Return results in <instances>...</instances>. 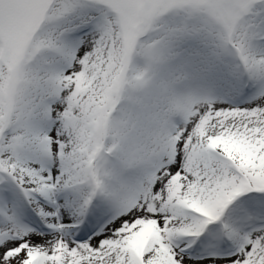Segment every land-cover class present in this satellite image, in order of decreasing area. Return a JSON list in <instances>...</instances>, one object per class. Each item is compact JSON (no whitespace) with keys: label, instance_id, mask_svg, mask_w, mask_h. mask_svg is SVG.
Instances as JSON below:
<instances>
[{"label":"snow or ice","instance_id":"obj_1","mask_svg":"<svg viewBox=\"0 0 264 264\" xmlns=\"http://www.w3.org/2000/svg\"><path fill=\"white\" fill-rule=\"evenodd\" d=\"M0 264H264V0H0Z\"/></svg>","mask_w":264,"mask_h":264}]
</instances>
